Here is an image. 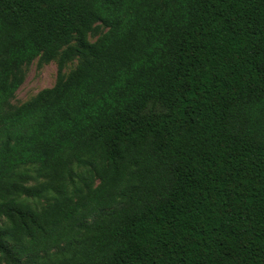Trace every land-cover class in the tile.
<instances>
[{"label":"trees","instance_id":"trees-1","mask_svg":"<svg viewBox=\"0 0 264 264\" xmlns=\"http://www.w3.org/2000/svg\"><path fill=\"white\" fill-rule=\"evenodd\" d=\"M0 264H264V0H0Z\"/></svg>","mask_w":264,"mask_h":264},{"label":"rangeland","instance_id":"rangeland-1","mask_svg":"<svg viewBox=\"0 0 264 264\" xmlns=\"http://www.w3.org/2000/svg\"><path fill=\"white\" fill-rule=\"evenodd\" d=\"M97 38L90 37L91 42H95ZM58 59L41 64L39 60H35L30 66L25 68V80L22 86L15 94L11 105L18 106L30 101L36 97L41 91L50 89L55 86L58 78ZM78 59L67 63L63 73L67 76L77 67ZM165 107L160 103H149L142 112L143 114H162L165 113ZM45 200L43 201V203Z\"/></svg>","mask_w":264,"mask_h":264}]
</instances>
